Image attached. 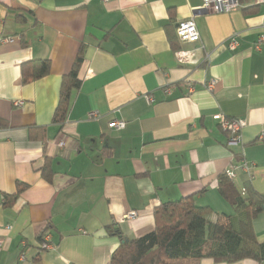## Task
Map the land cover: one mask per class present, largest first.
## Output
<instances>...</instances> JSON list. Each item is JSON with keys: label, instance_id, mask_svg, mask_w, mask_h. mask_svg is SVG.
Masks as SVG:
<instances>
[{"label": "crops", "instance_id": "crops-1", "mask_svg": "<svg viewBox=\"0 0 264 264\" xmlns=\"http://www.w3.org/2000/svg\"><path fill=\"white\" fill-rule=\"evenodd\" d=\"M240 1L230 13L195 15L208 60L182 65L176 51L200 44L181 43L177 25L203 0H0V119L9 123L0 128V264H108L123 240L106 226L142 237L157 206L187 196L211 208L208 221L240 228L249 216L223 197L220 177L233 167L240 191L264 196V3ZM23 10L33 15L17 22ZM81 49L63 126L54 122L62 79ZM29 60L51 68L23 84ZM223 118L245 121L240 146ZM243 152L249 170L239 167ZM19 182L27 188L4 206ZM251 223L264 243V211ZM46 228L51 250L40 247Z\"/></svg>", "mask_w": 264, "mask_h": 264}, {"label": "trees", "instance_id": "trees-1", "mask_svg": "<svg viewBox=\"0 0 264 264\" xmlns=\"http://www.w3.org/2000/svg\"><path fill=\"white\" fill-rule=\"evenodd\" d=\"M22 12L16 13L17 22H25L33 15L30 10ZM23 44L28 45L29 42L24 39ZM83 61L81 49L71 71L62 79L54 122L63 126L67 121L73 94L81 85L79 71ZM50 68L49 60L23 62L22 83L26 84L49 74ZM8 126L6 120L0 119V128ZM43 174L50 179L47 169H43ZM219 183L223 197L233 207L244 210L249 216L247 220L242 221L239 229L233 228L229 222L208 221L207 216L211 208L197 205L194 196L164 202L154 211L155 229L142 237L124 239L119 227L106 226L109 234L117 235L123 240L108 264H198L205 257L228 263L243 259L264 263V243L257 242L251 223V219L264 211V196L247 184L243 186V191H240L234 180L229 179L225 174L220 177ZM27 186L19 182L17 192L5 196L4 206H12ZM47 230L46 228L42 231L41 241Z\"/></svg>", "mask_w": 264, "mask_h": 264}, {"label": "built area", "instance_id": "built-area-1", "mask_svg": "<svg viewBox=\"0 0 264 264\" xmlns=\"http://www.w3.org/2000/svg\"><path fill=\"white\" fill-rule=\"evenodd\" d=\"M106 2L109 0H105ZM264 0H255V4H262ZM241 7L240 0H203V4L195 9V14L190 16L189 18L183 19L178 22L177 25V36L181 43H191V44H200L201 36L198 30L195 15L197 13H230L233 10ZM238 45V40L236 35L233 36L229 43L230 49H235ZM257 48L260 47V44L256 45ZM177 61L182 65H197L201 62V60H208V54L204 53V47L200 44L196 48H180L176 51ZM215 80H211L208 82L207 87L210 90H213L215 86ZM22 101H17V105H21ZM245 125L244 120L240 119H229L223 118L221 122V127L230 133L229 144L231 146H240L242 143L241 129ZM111 128L121 129L125 126L124 121H115L110 124ZM58 145L60 147L65 146V142L63 140L59 141ZM240 160L238 161L239 167L241 169L249 170V165L245 159L244 152L239 154ZM229 179L235 180L237 177V172L235 168H228L224 173ZM244 194V192H243ZM135 216V213L132 215ZM23 246H26V243L23 242ZM3 244L0 242V251L2 250ZM40 247L42 249L51 250L54 249L55 246L50 242V235L47 231L43 234V239L40 242ZM21 258L25 260V256L22 254Z\"/></svg>", "mask_w": 264, "mask_h": 264}]
</instances>
